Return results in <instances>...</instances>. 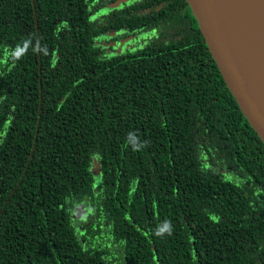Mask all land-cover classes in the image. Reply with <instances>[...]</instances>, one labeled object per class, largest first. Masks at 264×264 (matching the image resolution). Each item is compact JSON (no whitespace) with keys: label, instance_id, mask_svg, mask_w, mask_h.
Masks as SVG:
<instances>
[{"label":"trees","instance_id":"obj_1","mask_svg":"<svg viewBox=\"0 0 264 264\" xmlns=\"http://www.w3.org/2000/svg\"><path fill=\"white\" fill-rule=\"evenodd\" d=\"M0 264H264V145L186 0H0Z\"/></svg>","mask_w":264,"mask_h":264},{"label":"water","instance_id":"obj_2","mask_svg":"<svg viewBox=\"0 0 264 264\" xmlns=\"http://www.w3.org/2000/svg\"><path fill=\"white\" fill-rule=\"evenodd\" d=\"M186 2L226 87L264 145V0Z\"/></svg>","mask_w":264,"mask_h":264},{"label":"clouds","instance_id":"obj_3","mask_svg":"<svg viewBox=\"0 0 264 264\" xmlns=\"http://www.w3.org/2000/svg\"><path fill=\"white\" fill-rule=\"evenodd\" d=\"M21 51H22V49H21ZM170 227H171L170 226V222H166L165 225H164V227L161 228V229H159L158 234H162L165 231H167L169 234H171Z\"/></svg>","mask_w":264,"mask_h":264},{"label":"flooded vegetation","instance_id":"obj_4","mask_svg":"<svg viewBox=\"0 0 264 264\" xmlns=\"http://www.w3.org/2000/svg\"><path fill=\"white\" fill-rule=\"evenodd\" d=\"M118 4H119V3H113V4H111V5L114 6V7H117ZM108 9H109V6L106 7V8H102L98 13H100V14H105V13L108 11Z\"/></svg>","mask_w":264,"mask_h":264},{"label":"rangeland","instance_id":"obj_5","mask_svg":"<svg viewBox=\"0 0 264 264\" xmlns=\"http://www.w3.org/2000/svg\"><path fill=\"white\" fill-rule=\"evenodd\" d=\"M96 180L98 181V179H96ZM94 216H95V213L91 212V213L89 214V218H90V220L95 219ZM90 220H88L87 224H89Z\"/></svg>","mask_w":264,"mask_h":264},{"label":"bare ground","instance_id":"obj_6","mask_svg":"<svg viewBox=\"0 0 264 264\" xmlns=\"http://www.w3.org/2000/svg\"><path fill=\"white\" fill-rule=\"evenodd\" d=\"M260 69H261L262 75L264 77V62L260 63Z\"/></svg>","mask_w":264,"mask_h":264}]
</instances>
